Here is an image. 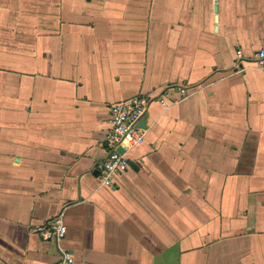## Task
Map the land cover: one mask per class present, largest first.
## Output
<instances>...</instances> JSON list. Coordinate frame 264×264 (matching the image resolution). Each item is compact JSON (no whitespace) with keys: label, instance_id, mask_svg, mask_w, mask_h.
Here are the masks:
<instances>
[{"label":"crops","instance_id":"crops-1","mask_svg":"<svg viewBox=\"0 0 264 264\" xmlns=\"http://www.w3.org/2000/svg\"><path fill=\"white\" fill-rule=\"evenodd\" d=\"M260 51L264 0H0V264H264ZM138 97L105 186L110 106Z\"/></svg>","mask_w":264,"mask_h":264},{"label":"built area","instance_id":"built-area-1","mask_svg":"<svg viewBox=\"0 0 264 264\" xmlns=\"http://www.w3.org/2000/svg\"><path fill=\"white\" fill-rule=\"evenodd\" d=\"M257 64L264 72V51H260L256 57ZM186 90L180 91L186 96ZM162 103H165L161 100ZM150 99L138 97L128 102L116 103L110 106L108 123L110 130L106 138L108 156L103 163L102 184L113 186L115 179L121 176L129 168L127 153L145 141L146 129L139 127L140 121L145 118ZM67 228L63 220L58 217L49 220L39 228V234L43 239L63 240ZM62 258L56 264H73L71 253L62 250Z\"/></svg>","mask_w":264,"mask_h":264},{"label":"water","instance_id":"water-1","mask_svg":"<svg viewBox=\"0 0 264 264\" xmlns=\"http://www.w3.org/2000/svg\"><path fill=\"white\" fill-rule=\"evenodd\" d=\"M139 127H142V128H146V118H143L140 123H139Z\"/></svg>","mask_w":264,"mask_h":264}]
</instances>
